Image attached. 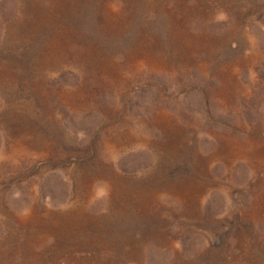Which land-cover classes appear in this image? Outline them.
Returning <instances> with one entry per match:
<instances>
[{
  "label": "rangeland",
  "instance_id": "rangeland-1",
  "mask_svg": "<svg viewBox=\"0 0 264 264\" xmlns=\"http://www.w3.org/2000/svg\"><path fill=\"white\" fill-rule=\"evenodd\" d=\"M0 264H264V0H0Z\"/></svg>",
  "mask_w": 264,
  "mask_h": 264
}]
</instances>
